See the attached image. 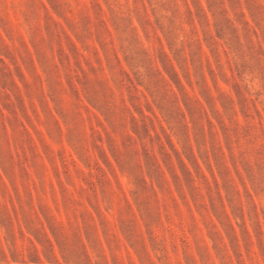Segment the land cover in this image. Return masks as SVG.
Returning <instances> with one entry per match:
<instances>
[{"label":"rangeland","instance_id":"374dc122","mask_svg":"<svg viewBox=\"0 0 264 264\" xmlns=\"http://www.w3.org/2000/svg\"><path fill=\"white\" fill-rule=\"evenodd\" d=\"M0 264H264V0H0Z\"/></svg>","mask_w":264,"mask_h":264}]
</instances>
